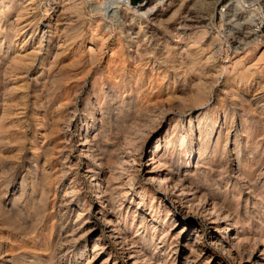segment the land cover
Instances as JSON below:
<instances>
[{"label": "rangeland", "instance_id": "obj_1", "mask_svg": "<svg viewBox=\"0 0 264 264\" xmlns=\"http://www.w3.org/2000/svg\"><path fill=\"white\" fill-rule=\"evenodd\" d=\"M29 1L16 0L14 9L7 10L4 22L0 23V44L4 43L3 48L0 46V264H132L120 249L116 238L110 234L111 228L102 219L101 200L105 199L98 195L96 177L87 167V159L79 151V133L71 131L67 140V144L72 140L71 145L65 147L66 141L61 130L73 109H76V113L72 125H76L80 122L86 105L94 107L91 80L84 85L82 92L75 93L67 88L69 81L55 73L58 65L52 68L51 73H48V68H44L34 50L38 46V24L40 20H47V15L42 13L41 8L28 7ZM85 1L88 14L85 23L86 38L106 40L107 55L111 53L107 49L111 44L122 42L127 47L132 45L129 57L136 59L137 46L141 45L158 52L157 55L161 58L167 50V40L171 46H175L173 42L176 40L171 36L172 32L182 30L185 31L182 37L188 42V49L192 52L200 49V66H206L205 75L193 72L183 75L177 72L173 77L175 64L170 60L165 63V60L160 59L159 62L167 66L169 77L163 78L166 80L163 81L161 76L153 75L152 84L162 86L159 93L158 88L151 90L147 86L140 92L121 94L112 88L111 83L106 84L108 91L102 94L104 106L111 107L112 111L123 106L128 109L127 113L114 118L107 125L109 131L104 135L105 138L100 137L104 146L97 156L101 160L102 171L107 176L111 171L116 174L122 172L124 163L127 169V161L138 152L136 143L139 139L142 140L136 131L143 129L146 123H153L158 119L161 111L158 104L172 105L171 112L177 117L181 112L185 115L190 113L191 108L198 107L195 109V117L209 114L215 116L218 123L231 119L234 121L230 125L232 135L240 130L241 123L246 122L249 132L247 145L251 149L250 156L255 158L251 160L252 168L257 170L264 167V111L261 110L264 105V0ZM19 5L22 6L21 12L17 11ZM19 13L21 20L15 31L12 22L18 19ZM129 28L130 38H126ZM197 36L203 38L199 41L200 45L192 44ZM242 45L247 46L246 51L237 52L236 48L245 47ZM212 55L215 57L209 64L207 59ZM13 58L15 59L12 60ZM236 61L244 62L245 76L236 75L233 66ZM224 65L232 73L229 80L217 74ZM249 67H252V71L247 70ZM209 80L216 85L211 95L201 91V87ZM198 94L204 99L202 107L195 101ZM191 100L194 107L189 105ZM183 104L186 106L183 107ZM231 139L232 137L223 157L226 173H222L223 167L217 157L214 166L207 171V178L200 176L197 182L199 185L220 189L222 201L233 209L237 203L245 205L244 197H252L253 194L243 187V198L239 202L238 198H234L232 187L235 179L231 180L232 183L226 180L235 167ZM126 140L132 142L127 144ZM249 148L244 146L245 150ZM150 150H146L143 157L140 156L143 163H150ZM137 156L139 155L136 154ZM137 169V182H142L145 180V170L140 171V166ZM128 170L129 173L132 172V169ZM101 175L105 177L104 174ZM261 178L262 184L263 177ZM74 185L76 191L73 190ZM73 192H76L75 195ZM263 192L264 187L258 189L255 192L256 198H264ZM137 201L139 200L131 206L132 212L137 208ZM127 204L128 202L121 208L120 223L124 225L125 220L127 221V235L138 241V249H144L143 253L149 258L154 256L150 264H157L155 261L159 252L155 253L150 246L142 244L152 237L153 231L149 228L147 233H143V229L136 232L137 227L131 230L133 215L131 210L127 213ZM252 211L253 204H250L243 220L253 236L264 231V218L261 217L262 214L256 216ZM140 212L145 213L149 221L155 216L149 206L140 208ZM244 212L245 208L242 215ZM158 235L157 238L160 237ZM215 236L212 224H207L199 216H191L187 221L186 231L171 249L172 255H169L170 250L162 254L166 256L163 263L186 264L188 257V264H245L234 260L215 245L212 241ZM258 241L263 242L264 239L258 238ZM173 248L179 249L176 263L172 262L176 255ZM248 249L251 250L250 247ZM233 252L235 255V251ZM260 254L261 252H256V255Z\"/></svg>", "mask_w": 264, "mask_h": 264}, {"label": "bare ground", "instance_id": "obj_2", "mask_svg": "<svg viewBox=\"0 0 264 264\" xmlns=\"http://www.w3.org/2000/svg\"><path fill=\"white\" fill-rule=\"evenodd\" d=\"M30 1L28 7L35 9L41 8L42 13L47 15V20H40L38 24V46L37 50H34L37 52V58L40 59L39 61L44 68H48V73H51L52 68L58 65L55 73L57 76L61 75V78L65 81H69L67 88L75 93L80 92L84 85L91 80V92L94 96L92 106L94 107L87 104L83 115L80 116V122L76 125H72L76 113V109H73L67 121L63 123V119L60 123H63L61 130L63 132V138L66 141L65 147H68V144L72 141L69 140L70 143L67 144L70 132L74 131L79 133V151L87 159V167L93 173V176L96 177L98 195H102V199H105V201L101 200L102 219L109 228H111L110 234L116 238L118 245L121 247L120 249H122L129 261H131L132 264H150L152 263L151 261L154 260V256L153 258H149L143 253L144 249H138L139 243L136 239H130L128 236L129 234L127 235V221L125 220L124 225L120 223L122 217L120 218L119 214L125 203L128 202L125 207L127 208V213H129V210L132 212V204L136 202V200H139L137 201V208L132 212L133 220L131 222V230L137 227L136 232L142 231L143 229V233H147L149 228L152 229V237L142 244L150 246L149 248L154 249L155 253L159 252V257L156 258L155 263L162 264L163 261L166 260V256L162 254H166L167 250H170V252L168 251L169 255H172L171 249L178 243L177 239L186 231L188 219L196 215V217H201L207 224H212L214 226L216 236L213 237L212 241L227 255L232 256L234 260L240 263L264 264V241H258V238L264 239V231L260 232L261 234L252 236L249 232L250 228L244 224L243 220V216L248 214L250 204H253V214L256 216L262 214L261 217L264 218V198L259 200L255 195L258 189L264 187V167L257 170L252 168L253 161L251 160L255 158L250 156L249 151L251 149L247 145L249 142V132L246 122L241 123L240 130L232 135L230 132V125L234 121L231 119L227 118L223 123H218L217 118L209 114H199L195 117V109H198V107L191 108L188 114L184 112L185 115H182L181 112L179 114L180 116L177 117L178 115L176 116V114L171 112L173 110L171 109L172 105L164 106L158 104L157 106L159 110H161L158 119L153 123H146L143 129L137 128V133L135 132L137 136L142 139L141 141L139 139L138 143H136V145L138 144V152L136 153L139 155L137 156L138 158L136 154H134L131 160L127 161L129 167L127 166L126 169L125 163L122 164V169L120 168L122 172L118 174L111 171L107 176V174L102 171V163L97 156L98 151L100 152L104 146V142L100 137L105 138L104 135L109 131L107 125L112 123L114 118H119L122 114L128 112L125 106L115 108L113 111L111 107L104 106L102 94L108 91V88L106 89V84L111 83L112 88L117 89L118 93L121 92V94L133 91L140 92L147 86L150 87L151 90L158 88L159 93L162 91V86H159V84L154 86L152 84L153 75L157 74L161 76L162 80L163 78L166 79L169 77L167 66L160 63V59L165 60V63L170 60L175 64L172 73L173 77L177 72L183 75L185 73L191 74V72L198 75H205L206 66L204 64L200 66L199 52L201 50L198 49V51L192 52L188 49L189 44L185 41L184 37H182L185 31L173 29L174 34L171 31V36L174 37V41L176 40L173 42L175 46H171L170 41L167 40V50L161 55V58L157 55L158 52L156 53L154 50L138 45L136 53L138 60H136L137 58L135 59L133 56L129 57V51L132 45L127 47L122 42L111 44L109 48H107L110 49L109 52L111 53L107 55L106 40L96 37H92L90 40L86 38L87 32L85 23L88 14L87 2L85 0ZM15 3L16 0H0V23L4 22L5 12L14 9ZM148 3H146V6H148ZM21 7L22 6L19 5L17 11L21 12ZM17 17L18 19L12 22L15 31L18 30L21 14L19 13ZM127 30L128 33L126 38H130L128 35L131 29L129 28ZM125 33L126 31L123 32V34ZM202 39V36H199L192 44L200 45L199 41ZM3 44L4 43L0 44L2 48ZM242 46L245 47H238L236 51H246L245 48L247 46ZM214 55L207 59V62H210L209 64H211L216 56ZM14 59L15 58L12 60ZM243 65V61H236L233 64L236 75H246V70H243ZM251 69L252 67L247 68L249 71H252ZM217 74L221 77H227V80H229L232 75L225 65L217 71ZM147 79H149V82H147ZM227 84H229V82ZM215 86L216 85L209 80L204 87H201V91L204 94L209 93L211 95ZM195 97V101L199 102V107H202L204 99L199 96V94ZM191 104L192 100L189 105ZM192 105L194 107L195 104ZM258 105L259 104H257V106ZM184 106L186 105L183 104V107ZM262 107L261 110L264 111V105ZM178 109H181V107ZM151 125H153V127ZM132 130L135 131L134 129ZM230 137H232L231 143L233 144L235 155V167L233 172H231L232 176L228 173L229 176L226 180L230 183L233 178L235 179L234 182L231 183L234 191V198H238L239 202L240 199L243 198V187L246 188L250 194H253L252 197L250 195L246 196L247 198L244 197L245 205L237 203L236 208L233 209L222 201L220 189H214L209 185H199L197 182L200 176L207 178V171L214 166V160L217 157L220 158L219 162L223 167L222 173H226L227 168L224 164L223 157L226 153L228 143L230 142ZM129 142L127 141V144ZM244 146L249 148V150H245ZM149 148L151 149V159L150 163L146 164L143 163L142 157ZM252 155L255 154L253 153ZM137 166L142 168L140 171L143 169L145 170V180L142 182H137L139 177V168L137 169ZM128 169H132V172L129 173ZM101 174H104L105 177ZM261 176L263 177L262 184ZM205 182H208V180ZM75 189L76 186L74 185L73 190ZM74 193L76 192H73V194ZM262 194L264 196V192ZM145 206H149V209L155 214L150 221L145 213L140 212V208H144ZM244 208L245 212L242 215L241 212ZM137 217H139V219H137ZM89 218L88 216V219ZM262 227L264 226L262 225ZM176 231H178L177 234ZM157 232L159 235L156 234ZM222 234H224L223 236L225 237H222ZM157 235L160 237L157 238ZM259 246L262 247L259 248ZM248 247H250L251 250H249ZM173 250H175L176 255L173 256L175 258L172 259V262L176 263L178 261L179 249L173 248ZM233 251H235V255ZM256 252H261V254L256 255ZM185 262L186 264L189 263L188 257Z\"/></svg>", "mask_w": 264, "mask_h": 264}, {"label": "built area", "instance_id": "obj_3", "mask_svg": "<svg viewBox=\"0 0 264 264\" xmlns=\"http://www.w3.org/2000/svg\"><path fill=\"white\" fill-rule=\"evenodd\" d=\"M263 28V26L262 27H260V30Z\"/></svg>", "mask_w": 264, "mask_h": 264}]
</instances>
